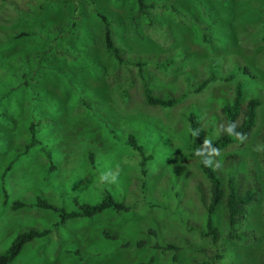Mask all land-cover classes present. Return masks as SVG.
Instances as JSON below:
<instances>
[{"label": "rangeland", "instance_id": "374dc122", "mask_svg": "<svg viewBox=\"0 0 264 264\" xmlns=\"http://www.w3.org/2000/svg\"><path fill=\"white\" fill-rule=\"evenodd\" d=\"M151 1L166 5L152 11L153 23L135 15L136 0H0V253L18 232L50 230L10 264H139L151 257V264H264V0ZM93 8L108 16L124 54L146 62L153 93L175 98V105L143 103L138 67L129 66L132 79L117 63ZM22 31L29 33L14 38ZM237 66H248L254 78L240 70L222 79ZM212 68L220 79L197 91ZM239 80L245 101L260 100L257 120L213 163L225 194L236 168L241 192L257 182L256 200L234 230L244 234L240 241L227 238L221 202L214 241L203 235L209 182L189 156L188 115L198 112L204 141L217 138L224 127L221 103ZM31 124L41 143L15 159L30 140ZM131 134L151 157L143 166L128 143ZM108 171H119L116 183L101 180ZM105 189L130 209L58 225L57 212L36 205L42 195L71 211L76 200L100 201ZM14 200L25 205L14 209ZM105 231L118 238H106ZM139 240L145 245L137 246ZM168 244L177 250L164 249Z\"/></svg>", "mask_w": 264, "mask_h": 264}, {"label": "trees", "instance_id": "16d2710c", "mask_svg": "<svg viewBox=\"0 0 264 264\" xmlns=\"http://www.w3.org/2000/svg\"><path fill=\"white\" fill-rule=\"evenodd\" d=\"M136 1L137 11L135 15L144 18L145 20H147V22L152 23V11L158 8L160 5H163L164 7L166 6L165 4H159L151 0ZM93 12L103 22V44L113 54L117 63L119 65L125 66L124 70L126 71L127 76L132 77V74L129 71L133 70V67L129 66L138 67L137 74L140 77L138 75L137 76L140 78L143 86V103L148 104L150 106L161 107H170L175 105L177 103V100L175 98H164L153 93L152 89L149 87L144 77V67L146 65V62L144 60L132 58L124 54V51L119 45H117L114 40L111 22L108 16L105 13H102L101 11L94 8ZM28 33L29 32L27 31H22L15 35L14 38L18 39L22 36L27 35ZM237 68V70L230 72L228 76L223 77L222 79L226 81L232 80L236 76L237 71L240 70H242L244 74L254 78V75L252 74L248 66H244L243 68L237 66ZM217 79H220L219 74L214 68H212L210 71V75L201 80L196 90L201 91L210 82L215 81ZM244 85L245 84L243 81H237L234 85L231 98L222 101L220 111L224 118V127L222 128L220 135L214 140L204 141L201 137L199 115L196 110H192L188 115L190 129L194 133L193 142L189 146V156L197 160L200 170L209 182L210 196L209 201L207 203L206 230L205 232H203V235H205V237H211L214 241L218 239V230L214 226L213 215L219 208L221 202H225L227 210V222L230 227V231L227 235V238L230 241H240L242 235L244 234L235 232V228L246 214L247 207L256 200L257 182H255V184H250L249 186L243 189V192H241V175L240 173H237L238 171L236 168H233L230 171L227 182L228 192L227 194H225L222 179L219 176L217 169L213 163V156L216 153L223 152L235 143L246 138L255 126L257 120V109L260 105V100L258 98L252 97L245 101ZM137 91L138 89L136 88L135 95L139 97L136 93ZM30 130L31 137L29 142L24 145L22 150H18L15 159L19 157V155L27 153L36 144L41 143L40 140H38L36 137L33 124H31ZM128 143L139 152L140 156L142 157L141 165L143 166L145 164V161L151 157L145 156L143 146L138 143L134 135H129ZM45 153L47 157L51 160V152L45 150ZM88 155L89 158L93 161V154L89 152ZM12 164L13 161H10L4 167L2 172L3 176L10 170ZM261 164L262 169L264 171V137L262 138ZM53 168L54 164L51 162L50 169ZM4 195L6 197V192H4ZM76 204V209H71V211H67L57 205L50 203L42 195H39L37 197L36 202V205L38 207H41L43 209H51L57 212L59 218L57 221L58 225L64 223L66 220L71 218H91L93 216H98L99 214H102L108 210H113L117 213H122L127 212L130 209L129 205L125 204L123 200L115 198L107 189L104 190V195L102 199L96 203H79L76 200ZM24 205L25 204L19 200H14L12 202V208L14 209L20 208ZM49 231V229L38 230L36 228L31 227L22 232H18L11 240L9 246L3 252L0 253V264H10L21 253L26 243L30 242L34 238H42L47 236ZM104 236L112 240H116L118 238L117 235L110 234L108 233V231L104 232ZM129 244L130 241H126L123 245L127 246ZM136 245L142 247L143 245H145V240L137 241ZM164 249H173L176 251L177 247L172 244H168L164 247ZM174 257L176 258V254H174ZM152 262L153 258L151 257L147 262H140L139 264H151Z\"/></svg>", "mask_w": 264, "mask_h": 264}, {"label": "clouds", "instance_id": "9594fccd", "mask_svg": "<svg viewBox=\"0 0 264 264\" xmlns=\"http://www.w3.org/2000/svg\"><path fill=\"white\" fill-rule=\"evenodd\" d=\"M119 171H108L101 176L103 182L114 184L118 181Z\"/></svg>", "mask_w": 264, "mask_h": 264}]
</instances>
